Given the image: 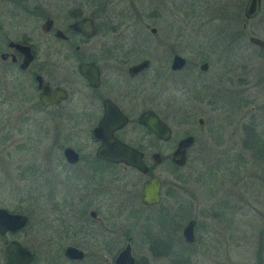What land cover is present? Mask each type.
<instances>
[{"label": "flooded vegetation", "instance_id": "obj_1", "mask_svg": "<svg viewBox=\"0 0 264 264\" xmlns=\"http://www.w3.org/2000/svg\"><path fill=\"white\" fill-rule=\"evenodd\" d=\"M93 3L105 15L109 0H0V105L11 100L5 120L0 119L8 132L0 172L6 174L10 192L8 204L0 205V209L25 217L21 228L0 235V264H5V248L10 242L31 253L29 264H78L86 257L90 264L96 259L108 264L110 250L114 264L119 252L127 244L130 247V237L122 227L117 229L119 235L123 233L124 246L109 247L116 219L140 223L138 211L156 207L164 209L165 220L170 223H164L165 228L157 235L149 231L155 255L182 258L194 243L196 221L193 242L187 244L182 232L189 220L180 229L167 212L180 203L178 187L174 180L166 184L156 172L162 164L183 168L194 136L192 132L175 136L170 120L158 113L156 96L165 93L166 87L154 75L150 56H136L135 45L90 43L99 30L104 35L116 31L108 26L99 29L93 18L84 14ZM84 19L92 21L89 36L82 29L72 28ZM155 32L149 28L151 35ZM174 55L186 60L182 68L171 69ZM144 62L141 69L133 70ZM202 63L206 62L196 65L197 70L205 73L208 63L206 70L200 71ZM80 66H90L85 71L89 80ZM187 67L185 57L171 52L170 75ZM144 113L153 114L170 130L167 141L159 140L139 123ZM207 120L205 115L198 116L195 125L202 129ZM101 122L102 137L110 132L118 142L140 153L145 172L96 156L103 141L93 132ZM80 131H86L88 139L78 140ZM249 131L244 133V142L250 141ZM187 137L193 141L184 151L183 165H177L174 160L179 157L173 154ZM257 139L250 143L264 145ZM3 158L9 164L6 167L1 164ZM152 178L159 183V201L143 205L142 185ZM25 179L32 182L28 184ZM70 248L81 252L82 257L67 256Z\"/></svg>", "mask_w": 264, "mask_h": 264}, {"label": "rangeland", "instance_id": "obj_2", "mask_svg": "<svg viewBox=\"0 0 264 264\" xmlns=\"http://www.w3.org/2000/svg\"><path fill=\"white\" fill-rule=\"evenodd\" d=\"M245 2L109 0L105 15L95 3L83 10L99 29L116 28L109 35L99 30L92 45H135L136 56L151 57L152 71L166 87L156 96L158 113L170 120L175 136L185 132L194 136L183 168L162 164L156 171L166 184L174 180L178 187L180 203L167 211L172 222L181 229L188 220L196 221L194 243L182 258L153 253L149 231L157 235L164 223H170L162 207L138 211L140 223L117 218L109 247L122 248L121 235L128 233L136 264H264V160L250 141L248 149L244 146V133L250 128L249 133L264 142V52L247 42L250 36L264 40V0L249 21L242 16ZM149 28L156 30L154 35ZM171 52L188 60L182 73H168ZM201 62L208 63L205 73L197 70ZM8 108L11 100L0 107V119L5 120ZM202 115L208 120L198 129L195 119ZM4 129L0 122V157L6 154ZM86 139V131L78 132V140ZM1 164L9 165L4 158ZM6 177L0 172V205L10 199ZM118 227L123 229L121 235ZM111 252L108 264L113 260ZM90 262L86 257L78 264Z\"/></svg>", "mask_w": 264, "mask_h": 264}, {"label": "water", "instance_id": "obj_3", "mask_svg": "<svg viewBox=\"0 0 264 264\" xmlns=\"http://www.w3.org/2000/svg\"><path fill=\"white\" fill-rule=\"evenodd\" d=\"M260 8V0H246L242 16L245 21L253 19L258 13ZM246 24H242V29H245ZM74 30H81L85 35L89 36L92 33V21L90 19L81 20L75 24H72ZM153 31V29H151ZM247 42L257 47L261 50H264V40L250 36L247 38ZM186 63V60L178 55H174L172 59L171 69H180ZM146 65V62L136 66L133 70H139ZM90 66H80L79 70L83 76L89 80V76L85 73ZM207 68L206 63H202L199 66L200 71H205ZM139 123L149 129L152 134H154L159 140L167 141L170 137V130L159 121L151 113H144L139 118ZM102 122L99 124V128L94 130V137L99 138L103 141V144L99 147L96 152V156L103 159H108L114 163H124L134 167L140 172H145V166L141 160V154L135 150L129 148L128 146L121 144L116 139H114L108 132L107 137H102L101 127ZM193 139L187 137L181 140L173 154V157H179L178 160H174V163L177 165H183L184 161V151L188 148ZM76 156V155H75ZM159 183L157 179L152 178L147 180L142 185L141 192V203L143 205H153L158 203ZM25 217L10 215L5 210L0 209V235L6 231H14L18 228H21L25 223H23ZM194 221L189 220L183 229L182 237L187 244L193 242V226ZM67 256L74 259H80L82 253L76 249L70 248L67 250ZM32 259V255L29 251L23 249L18 243L10 242L5 248V264H29ZM114 264H134V260L130 254V247L127 244L123 250L119 252L114 260Z\"/></svg>", "mask_w": 264, "mask_h": 264}, {"label": "trees", "instance_id": "obj_4", "mask_svg": "<svg viewBox=\"0 0 264 264\" xmlns=\"http://www.w3.org/2000/svg\"><path fill=\"white\" fill-rule=\"evenodd\" d=\"M248 136H249L250 142H251V141H254V140H255V142H256V139H257V138H255L253 135H251V133H248ZM257 140H258V139H257ZM247 144H248V143L245 141V142H244V146L247 147V149H248L249 144H248V145H247ZM251 145H253V146H251ZM250 146H251V148L254 149L255 151H258V154H257V155L259 156V158H260L261 160H264V145H263V144L258 145L257 143H251Z\"/></svg>", "mask_w": 264, "mask_h": 264}]
</instances>
